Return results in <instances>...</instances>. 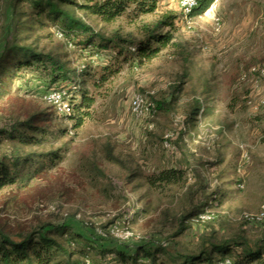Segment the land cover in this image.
<instances>
[{
  "label": "rangeland",
  "instance_id": "obj_1",
  "mask_svg": "<svg viewBox=\"0 0 264 264\" xmlns=\"http://www.w3.org/2000/svg\"><path fill=\"white\" fill-rule=\"evenodd\" d=\"M179 1L157 0L153 14H126L111 23L65 7L98 35L110 38L117 32L137 41L141 21L174 15L176 53L166 48L137 66L133 59L116 58L113 44L101 50L95 39L85 46L89 35L77 33L68 40L45 16L32 15L27 5L0 0V54L15 42L56 56L69 70V81L94 98L91 117L73 131L65 114L47 100L49 92H64L68 103L70 96L60 82L52 87L49 66L19 69L5 86L9 93L0 92V129L10 130L39 112L50 119L42 124L47 135L38 144L0 138V158L18 153L32 159L16 184L0 191L1 229L16 237L45 224L68 222L100 242L107 234L126 244L162 242L164 252L156 264H181L180 257L198 253L202 240L210 237H241L250 246L263 237L264 221L251 223L243 215L256 214L264 205V127L254 123L256 114L264 117V94L257 95L264 91V75L250 72L264 71V0H216L202 15L186 19ZM107 67L116 72L108 74ZM8 75L0 76L8 82ZM104 76L103 84L97 82ZM179 82L178 100L158 110L157 103L170 101V87ZM135 95L153 106L148 113L131 111ZM196 103L198 116L190 121ZM107 146L117 163L105 159ZM242 150L247 162L241 161ZM50 152L59 154L54 165L40 157ZM169 167L186 172L185 187L152 189L145 177ZM199 181L208 187L207 198L216 197L204 209L213 218L185 222L179 232L180 217L202 197L198 192L189 200ZM126 231L131 238H123ZM94 260L91 252L87 263Z\"/></svg>",
  "mask_w": 264,
  "mask_h": 264
},
{
  "label": "trees",
  "instance_id": "obj_2",
  "mask_svg": "<svg viewBox=\"0 0 264 264\" xmlns=\"http://www.w3.org/2000/svg\"><path fill=\"white\" fill-rule=\"evenodd\" d=\"M82 1V4L76 3L74 0H15V3L27 5L32 15L45 16L48 21L59 28L66 39L71 40L74 36L73 33L88 34L83 45L91 46L95 43V39H98L99 43L96 45L101 50H105L109 48L110 44H113V47L117 49L116 58L123 57V62L133 59L136 62L134 65L137 66H143L145 62L152 61L166 48L175 49V53L179 48L173 34L175 16L170 13H165L156 21H141L138 24L141 38L137 41L130 34L122 37L114 32L110 38L98 35L83 20L65 8L74 6L91 15L98 16L106 23H111L126 14L135 18L151 15L156 10L157 0ZM215 1L197 0V7L190 13V17L202 15ZM12 10L14 11V6H12ZM132 48L134 51H131ZM39 66L46 70L49 66L52 87L60 82L59 88L67 89L70 95L68 98L70 114L63 117L72 123L70 129L76 131L91 117L94 98L87 95L85 90L80 93L79 86L74 81H69V70L56 56L38 52L31 46L19 45L15 42L6 45L0 54V75L3 73H9V75L7 76L8 82H4L0 76V92L9 93L5 86H10V81L16 76V71ZM108 68L106 69L108 74L116 72L110 71L111 69ZM106 78V76L100 77L97 82L103 84ZM180 92H182V82L170 87V101H159L156 108L158 110L170 108L178 100ZM195 105L189 114L190 121H196L198 116V103ZM49 121L48 114L36 113L25 121L15 123L10 127V130L0 129V138L24 146L38 144L41 142V138L47 135L42 124ZM62 132L63 134L68 133V131ZM40 157L48 159L51 165H54L59 159V154L50 152L40 155ZM105 159L112 164L118 162V159L112 154V149L108 146L105 148ZM29 164H32L31 155L14 153L11 157H1L0 191L16 184L20 178L21 170ZM185 174L186 172L180 168H162L147 175L145 180L152 189L163 192L168 188L183 189L186 184ZM196 187L199 189L195 193H191L193 195L189 197L190 202L198 192L202 197L180 217L179 232L184 230L185 222H191L197 218L216 199L213 194L209 197L210 199L206 197L208 187L204 182L199 181ZM79 226L81 229V225ZM69 232L70 236H68ZM56 236L65 238V242H60ZM102 240L100 242V239L98 240L89 232L86 236L68 222H63L57 227L45 224L37 231L16 237L0 228V264H87L91 252H95L97 258V261L94 260L90 262L91 264H156L157 255L163 253L165 248L162 242H155L151 245L143 240L126 244L108 234ZM75 242L79 244L74 245ZM140 257L148 259V262L140 260ZM226 258L231 260V264H264V235L252 246L241 237L221 241L210 237L202 240L198 253L182 256L179 260L181 264H219Z\"/></svg>",
  "mask_w": 264,
  "mask_h": 264
},
{
  "label": "built area",
  "instance_id": "obj_3",
  "mask_svg": "<svg viewBox=\"0 0 264 264\" xmlns=\"http://www.w3.org/2000/svg\"><path fill=\"white\" fill-rule=\"evenodd\" d=\"M179 5H180V9L183 13L184 18L186 19V18L190 17V13L197 7V0H180ZM216 22H217V20H216ZM250 72L251 73L257 72V74L260 76L264 75L263 70H259L256 68H252L250 70ZM243 78H245V76ZM47 100L49 103L54 105L55 108L59 112L65 114V115L70 114V104L68 103L67 98H65L64 92H51V93L49 92L47 95ZM261 104L264 105V101H262ZM152 107L153 106L151 104L147 103L144 100L143 96H141V95H135L134 98L131 100V103H130L131 111L137 116H141L143 114L148 113ZM241 158H242L241 159L242 162H247V160H248L247 153L243 150H242ZM212 218H213L212 214L209 213L207 210H205L197 218L193 219L191 222L194 224L204 223L206 221L211 220ZM243 218L247 221H250L251 223L263 222L264 221V205L261 206L258 213H256V214H244ZM131 237H132V233H130L129 231H126L123 238L129 239ZM87 264H89V263H87ZM219 264H231V260L226 258L222 262H220Z\"/></svg>",
  "mask_w": 264,
  "mask_h": 264
},
{
  "label": "crops",
  "instance_id": "obj_4",
  "mask_svg": "<svg viewBox=\"0 0 264 264\" xmlns=\"http://www.w3.org/2000/svg\"><path fill=\"white\" fill-rule=\"evenodd\" d=\"M262 88L263 87H261V90H262ZM257 89V88H256ZM255 93H257V90H255ZM262 95V94H264V91H261V93H257V95L259 96V95ZM250 95H251V93H250ZM260 95V96H261ZM255 124H257L258 125V127L260 128V127H264V117H262L261 115H259V114H256V118H255V122H254Z\"/></svg>",
  "mask_w": 264,
  "mask_h": 264
}]
</instances>
